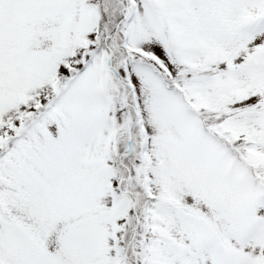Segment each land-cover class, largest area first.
<instances>
[{
    "label": "snow or ice",
    "instance_id": "snow-or-ice-1",
    "mask_svg": "<svg viewBox=\"0 0 264 264\" xmlns=\"http://www.w3.org/2000/svg\"><path fill=\"white\" fill-rule=\"evenodd\" d=\"M0 264H264V0H0Z\"/></svg>",
    "mask_w": 264,
    "mask_h": 264
}]
</instances>
